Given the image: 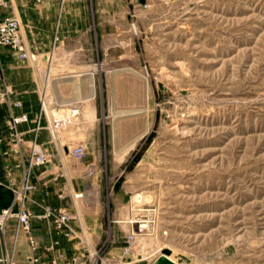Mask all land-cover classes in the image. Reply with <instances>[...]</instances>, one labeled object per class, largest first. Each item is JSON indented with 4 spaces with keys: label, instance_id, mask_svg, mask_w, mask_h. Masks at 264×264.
Returning <instances> with one entry per match:
<instances>
[{
    "label": "rangeland",
    "instance_id": "rangeland-1",
    "mask_svg": "<svg viewBox=\"0 0 264 264\" xmlns=\"http://www.w3.org/2000/svg\"><path fill=\"white\" fill-rule=\"evenodd\" d=\"M102 22L100 62L48 80L94 93L97 264H264V0H104Z\"/></svg>",
    "mask_w": 264,
    "mask_h": 264
},
{
    "label": "crops",
    "instance_id": "crops-1",
    "mask_svg": "<svg viewBox=\"0 0 264 264\" xmlns=\"http://www.w3.org/2000/svg\"><path fill=\"white\" fill-rule=\"evenodd\" d=\"M3 1L0 3V21L6 16L20 21L21 35L29 55L20 57L11 47H0V209L12 203L14 186L23 180L24 166L35 134L33 129L41 112L37 143L51 155V160L34 167L31 181L36 187L25 196V205L34 214L43 213L48 206L67 208L74 214L73 225L80 233L70 239L56 233L52 219L33 217L31 234L37 247L32 249L25 232L19 231L15 237L16 221L11 219L6 247L16 264H50V260L60 252H64L61 264H86L89 257L87 244L95 246L104 235L100 200L96 191L91 193L92 187L96 190L101 185L95 167L103 157L97 127L98 110L96 102L91 100L93 92L88 95L87 90L77 83H52L51 94L48 93V80H56V72L60 75L57 78L81 75L86 65L100 62L103 48L111 47L103 44L104 0ZM42 65L47 66L48 84L43 93L40 90ZM61 71L70 75H63ZM6 86L10 90L9 98L3 97ZM43 95L51 97L48 102L51 110L67 105L81 107L80 116L56 139H52L47 127L45 113L49 110L42 105ZM87 99H90L89 117L86 111L83 112V102ZM16 101H20L21 106L13 107ZM23 112L29 115L30 121L19 125L24 136L22 143L16 144L10 137L11 114ZM79 144L86 146L83 159L69 157L65 153L72 145ZM95 168L94 175L87 174L88 170ZM78 193L82 195L77 196ZM55 239L60 242L57 248L47 250L46 247ZM3 253L4 248L0 244V256ZM36 256L40 257L39 262H34Z\"/></svg>",
    "mask_w": 264,
    "mask_h": 264
},
{
    "label": "built area",
    "instance_id": "built-area-1",
    "mask_svg": "<svg viewBox=\"0 0 264 264\" xmlns=\"http://www.w3.org/2000/svg\"><path fill=\"white\" fill-rule=\"evenodd\" d=\"M3 0H0V3H3ZM9 46L15 50L20 57H28L29 53L26 49V45L23 41L21 31H20V21L11 16H6L0 21V47ZM33 57V55H31ZM4 98H9V88L6 86ZM44 104V99H42V105ZM13 107L21 106L20 101L13 102ZM81 113V107L79 105H70L62 106L59 108H54L49 112H46L48 118V130L52 139H56L59 135V129L63 126L71 123L75 117L79 116ZM41 112L39 117L36 119V125L33 129L35 132L34 138L30 144L28 160L24 166V177L20 185L14 186L15 195L12 203L9 206L0 209V244L4 248L3 255L0 256V264H16L12 254L8 252L6 247V235L9 226V221L15 219V237L19 231H23L28 235L29 243L32 249H36V241L31 234L32 230V218H49L53 220L54 230L57 234L66 236L70 239L76 238L80 235L79 231L73 225V220L75 216L67 208H53L46 207L45 211L41 214H34L26 205H25V196L29 191L36 187V184L31 181V174L36 166H42L48 163L51 160V155L37 143V134L41 128ZM30 121L29 115L26 112L20 114H11L10 121V137L16 144H21L23 141L24 131L19 128V125L22 122ZM86 148L83 144L70 147L68 149V155L71 157H76L81 159L84 157ZM82 195L78 193L77 196ZM145 224H140L139 230H142V227ZM137 239V234L133 230L127 236V245L125 246V252H130L133 249V245ZM59 240L55 239L50 243L46 249L51 251L57 248L59 245ZM89 252H92L90 257L91 261L97 264V254L93 247H88ZM64 252H60L58 255H55L51 260L50 264H61L60 259L63 258ZM34 262H39L40 257L36 256L33 258ZM119 264V263H117Z\"/></svg>",
    "mask_w": 264,
    "mask_h": 264
},
{
    "label": "water",
    "instance_id": "water-1",
    "mask_svg": "<svg viewBox=\"0 0 264 264\" xmlns=\"http://www.w3.org/2000/svg\"><path fill=\"white\" fill-rule=\"evenodd\" d=\"M170 250L164 248L162 253L154 260L152 264H175L174 260L169 257Z\"/></svg>",
    "mask_w": 264,
    "mask_h": 264
},
{
    "label": "bare ground",
    "instance_id": "bare-ground-1",
    "mask_svg": "<svg viewBox=\"0 0 264 264\" xmlns=\"http://www.w3.org/2000/svg\"><path fill=\"white\" fill-rule=\"evenodd\" d=\"M45 105V104H44ZM50 112V111H49ZM170 257V256H169ZM171 258V257H170ZM172 259V258H171Z\"/></svg>",
    "mask_w": 264,
    "mask_h": 264
}]
</instances>
